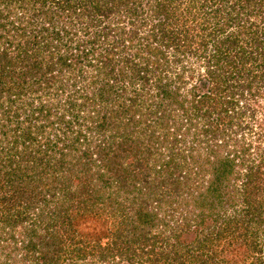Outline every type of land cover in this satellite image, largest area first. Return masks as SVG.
<instances>
[{
	"label": "trees",
	"instance_id": "obj_1",
	"mask_svg": "<svg viewBox=\"0 0 264 264\" xmlns=\"http://www.w3.org/2000/svg\"><path fill=\"white\" fill-rule=\"evenodd\" d=\"M257 251L264 0H0V264Z\"/></svg>",
	"mask_w": 264,
	"mask_h": 264
},
{
	"label": "rangeland",
	"instance_id": "obj_2",
	"mask_svg": "<svg viewBox=\"0 0 264 264\" xmlns=\"http://www.w3.org/2000/svg\"><path fill=\"white\" fill-rule=\"evenodd\" d=\"M199 9H200V7H199ZM203 13L201 14V17H202V19H203V15H204V10H201ZM198 16V15H197ZM255 130V129H254ZM245 182H237V186L238 187H240L241 188V186L244 184ZM242 192H245L244 190H242ZM242 192H239V195L241 196V195H243L244 193H242ZM259 250V249H258ZM262 251V250H261ZM257 253L258 254H254L253 256H252V258H250V259H248L247 260V263L246 264H251V262H252V264H253V261H258V255L260 254V251H257ZM261 255H264V253L263 252H261ZM74 262H72L71 264H73ZM65 264H68V261H66L65 262ZM87 264V263H86Z\"/></svg>",
	"mask_w": 264,
	"mask_h": 264
}]
</instances>
